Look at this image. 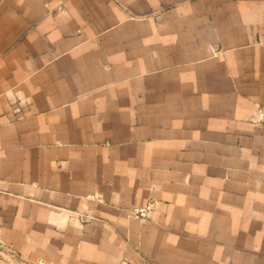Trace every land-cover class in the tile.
Listing matches in <instances>:
<instances>
[{
  "label": "crops",
  "instance_id": "crops-1",
  "mask_svg": "<svg viewBox=\"0 0 264 264\" xmlns=\"http://www.w3.org/2000/svg\"><path fill=\"white\" fill-rule=\"evenodd\" d=\"M0 245L264 264V0H0Z\"/></svg>",
  "mask_w": 264,
  "mask_h": 264
},
{
  "label": "rangeland",
  "instance_id": "rangeland-1",
  "mask_svg": "<svg viewBox=\"0 0 264 264\" xmlns=\"http://www.w3.org/2000/svg\"><path fill=\"white\" fill-rule=\"evenodd\" d=\"M0 264H22L16 255L0 245Z\"/></svg>",
  "mask_w": 264,
  "mask_h": 264
},
{
  "label": "built area",
  "instance_id": "built-area-1",
  "mask_svg": "<svg viewBox=\"0 0 264 264\" xmlns=\"http://www.w3.org/2000/svg\"><path fill=\"white\" fill-rule=\"evenodd\" d=\"M147 210H148V207L135 210V215L144 216L146 214Z\"/></svg>",
  "mask_w": 264,
  "mask_h": 264
}]
</instances>
